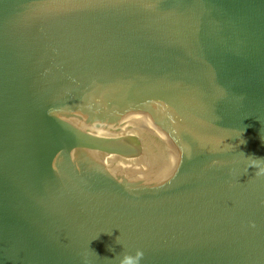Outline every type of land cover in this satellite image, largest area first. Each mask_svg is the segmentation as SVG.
<instances>
[{
	"label": "water",
	"instance_id": "obj_1",
	"mask_svg": "<svg viewBox=\"0 0 264 264\" xmlns=\"http://www.w3.org/2000/svg\"><path fill=\"white\" fill-rule=\"evenodd\" d=\"M0 264H264V0H0Z\"/></svg>",
	"mask_w": 264,
	"mask_h": 264
}]
</instances>
